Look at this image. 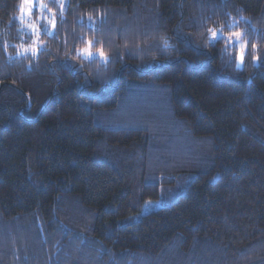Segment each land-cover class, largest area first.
Masks as SVG:
<instances>
[{
    "label": "trees",
    "instance_id": "trees-1",
    "mask_svg": "<svg viewBox=\"0 0 264 264\" xmlns=\"http://www.w3.org/2000/svg\"><path fill=\"white\" fill-rule=\"evenodd\" d=\"M40 1L0 0V264H264V0Z\"/></svg>",
    "mask_w": 264,
    "mask_h": 264
},
{
    "label": "rangeland",
    "instance_id": "rangeland-1",
    "mask_svg": "<svg viewBox=\"0 0 264 264\" xmlns=\"http://www.w3.org/2000/svg\"><path fill=\"white\" fill-rule=\"evenodd\" d=\"M35 0H32L31 5H25L24 6V10L23 12H21L20 18L23 20V22L26 25V28L29 29V31L33 32L34 34H37V30L36 27L33 25L34 23L32 22V18H31V14L33 11V8H37L39 14L42 16L43 18V14L46 13V6L39 0V3L36 5L34 4ZM38 14V16H39ZM41 20V17H39L38 22ZM47 23L51 22V20L49 18H46ZM231 37V39H230ZM211 40H216L219 38H225L228 40L229 43H233L234 45H236L237 49L239 50V46L240 44H244L245 43L241 40L237 41L236 38L234 36L228 35L226 33H222L221 31L217 32V37L213 38L212 36H210ZM36 42H38V40H35ZM88 52H91V55H88ZM80 55L84 58L87 59H91V58H97V59H103V57H101L99 55V52H93L92 50H90L89 48L87 49V52H85V50L80 52ZM240 65V62H239ZM241 66V65H240ZM158 208H160V205L155 204V203H147L143 209L141 210V212L135 216V219L138 220L141 216L150 213L151 211L157 210Z\"/></svg>",
    "mask_w": 264,
    "mask_h": 264
},
{
    "label": "snow or ice",
    "instance_id": "snow-or-ice-1",
    "mask_svg": "<svg viewBox=\"0 0 264 264\" xmlns=\"http://www.w3.org/2000/svg\"><path fill=\"white\" fill-rule=\"evenodd\" d=\"M31 3H32V0H23L22 5H21V11L23 12L25 5L30 6ZM209 31H210L211 36L213 38L217 37V31L216 30L209 29ZM232 36H234L236 38V40L239 41L241 34L239 32H235V33H232ZM230 39H231V37H230ZM246 47L247 46L244 44H240V46H239V52H238L237 59L239 60L240 65H243ZM252 47L255 48V45H253ZM98 51H99V55L101 57H104V52L102 50H98ZM85 52H87V49H85ZM88 55L90 56L91 52H88ZM254 59H259V57L254 56Z\"/></svg>",
    "mask_w": 264,
    "mask_h": 264
}]
</instances>
